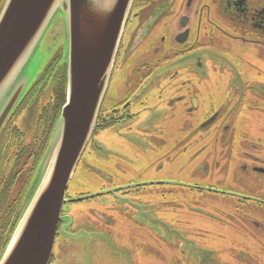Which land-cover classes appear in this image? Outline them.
Here are the masks:
<instances>
[{"label":"flooded vegetation","instance_id":"af4514ba","mask_svg":"<svg viewBox=\"0 0 264 264\" xmlns=\"http://www.w3.org/2000/svg\"><path fill=\"white\" fill-rule=\"evenodd\" d=\"M3 3L0 0V12ZM52 73L51 66L45 70L10 119L22 112L19 125L11 131L7 124L0 137V260L31 197L45 153L43 146L33 159L30 143L14 145L11 140L23 141L28 135L26 125L34 123L36 128L41 121L42 112L35 121L30 108L53 80ZM54 82L53 99L61 112L66 103V73ZM261 118L264 0H135L96 131L66 194L56 235L61 246L58 263L104 264V258L112 264L115 256L122 264H147L148 245V258L156 257L154 264H264V210H161L149 189L174 186L215 192L159 177L164 164L176 158L179 136L184 146L191 147L193 141L208 143L210 134L226 139L223 145L235 143L236 153H242L240 164L228 163L225 170L229 164L236 165L248 181L264 183ZM112 131L144 150L126 158V167L118 175L127 170L151 181L131 179L124 185L95 160L97 153L104 160L103 154L118 159L120 153L102 146L103 134ZM7 165L11 167L6 172ZM204 165L200 170L205 174L210 165ZM105 182L112 185L104 187ZM91 187L93 191L85 192ZM169 190L177 194L174 188ZM162 211H171L170 219ZM215 247L218 255L210 250ZM54 261L55 255L51 264Z\"/></svg>","mask_w":264,"mask_h":264},{"label":"water","instance_id":"95a60500","mask_svg":"<svg viewBox=\"0 0 264 264\" xmlns=\"http://www.w3.org/2000/svg\"><path fill=\"white\" fill-rule=\"evenodd\" d=\"M134 2L5 0L0 12V137L39 79L30 73L32 59L57 16L65 37L67 90L33 192L0 264H51L67 190L97 127Z\"/></svg>","mask_w":264,"mask_h":264},{"label":"rangeland","instance_id":"374dc122","mask_svg":"<svg viewBox=\"0 0 264 264\" xmlns=\"http://www.w3.org/2000/svg\"><path fill=\"white\" fill-rule=\"evenodd\" d=\"M2 7H1V10H2ZM58 18H59L58 16L55 18L52 26L50 27L49 31L47 32L45 36L47 38L41 42L40 47L37 49L32 59L31 69H30V73L33 75L32 77L39 76V79H40L41 75L45 72V70H47V68H49L50 66L53 68V73L50 76V81L52 79L53 80L49 83V85H45L41 95L40 96L37 95L36 102L30 108L31 110L30 112L34 116L33 119H35V121L38 119L40 113L42 112L41 114L42 122L40 121L36 128H35L34 123H28L26 125V130L28 131V135L25 136L24 134L23 141H21V139L11 140V143L14 145L20 144L21 142L30 143L31 157H33V159L34 157H36L37 153L41 150L43 146H45L44 150L46 152L49 144L51 143V140L53 137L52 133H54L55 131L57 120L61 115L60 110L58 109L59 111L57 112V107H55L58 100L53 99L54 92H52V88H54V85L56 83L54 82V80L57 78V76H59L60 74L62 75L63 72H65L64 63L66 62V54H65L66 45H65L64 31H63V27H61L62 22ZM64 45H65V49H64ZM223 45L225 46V44ZM225 51H228V50L225 49ZM38 80L33 86V88L38 83ZM193 84L196 85V82L194 81ZM33 88L31 90H33ZM233 99L234 97H232V100ZM200 100L204 101L203 97L200 96ZM104 102H103V105H104ZM101 110H102V107H101ZM21 114L22 112H20L17 115V119L14 118L10 121V123H8V125L10 126L9 128L10 129L12 128L11 131H13V128L15 127V125H19L20 123L19 118L21 117ZM55 117H56V121L54 124V128L52 129V133L49 134L50 132L49 129L50 127H52L53 125L52 123L54 122ZM29 120H32V119H29ZM261 120H264V119L261 118ZM177 122H178V126H180V121H177ZM231 133L232 134L236 133V129L233 130ZM182 137L184 138V135H182ZM207 138H208V143L206 142L201 143L200 141L197 143L193 141L192 146L189 147V145L184 146L181 143V138L179 136L177 139V144H178L177 148L174 150L176 158L174 159V162H166L164 164V168L160 171L162 173L161 174L159 173L160 174L159 177L161 178V180H165V179L174 180V181H181V182L191 184L194 186L208 187V188L211 187L218 192L215 191L212 193V192L198 191V190L191 189L189 187L152 186L151 188H149L153 193H155L152 199L156 200L157 203H160V205H162V207L161 208L159 207V209L161 210H187L190 207H200V208L209 207L212 210H238V208H242V209L246 208L247 210H264V183L257 182L255 180L248 181L246 176L245 177L241 176L240 169L235 168L236 165L231 166L235 162L240 164L242 159L240 160L239 157L240 156L243 157L242 153L240 155L236 153L235 143H232L229 146L223 145L226 139H223L222 137L216 134H210L208 135ZM101 139L104 142V144L102 145L104 150L112 151L115 153H120L118 159H116L117 157H108L107 155L103 154V157L104 158L106 157V160L100 158L97 155L99 153H97L96 156H94L95 153H92L93 156L95 157V160L100 161L103 167L113 174L114 176L113 179L115 181L120 182L124 185H126L125 183H128V181H130L131 179L137 182L151 181L149 177H145L139 174H131L127 170L125 173H121L120 175H118L119 170L121 169V171H123L124 168L126 167L125 166L126 164L124 163V160H126V158H129L131 154L137 157L139 154H142L144 150L139 148L137 145L132 146L131 140L121 137L116 131L105 132ZM88 145L86 149L88 148ZM204 146L207 147L205 151H204ZM169 148L170 146H166V149H169ZM185 148L187 149L186 151H184ZM164 153L165 152H163L162 154ZM207 153H208V156H207ZM83 155L81 159L83 158ZM224 162H226V164H224ZM204 163H206V165H204ZM219 163L220 165L217 166V164ZM228 163H230L231 165L229 164V168L228 169L226 168L225 170L224 165H227ZM142 165L144 164H141V166ZM203 165L205 168L208 165H210V170L208 173L206 172L204 174L202 170H200L202 169ZM10 167L11 166L9 165L4 166V170H6L7 172V170ZM141 169H143V167H141ZM183 169L184 171L183 173H181ZM165 177H170V178L167 179ZM73 178H72V181L74 180ZM81 179H82V176L79 175L78 177L75 178L74 183H76V181L78 180L77 182V185H78ZM71 183L69 187L73 186V183L72 184ZM34 184L35 182L33 183V187L35 186ZM103 185L104 187H109L112 184L111 182H105L103 183ZM169 187L174 188L177 194L169 190L170 189ZM157 188H158L159 195L156 192ZM91 191H93L92 187L85 190V192H91ZM224 193H227L228 195ZM229 194H232V195L235 194V195H238L239 197H243V198H246L252 201H243L239 197L232 196ZM180 195L183 196L180 198L182 199L181 200L182 202L177 200V198H179ZM176 200L177 202H175ZM88 201H84V203ZM169 203L171 204L168 205ZM162 212H164L165 214L164 213L163 214L167 215L166 217L170 219L169 215L171 211H162ZM121 217H125V216L121 215ZM118 218H119L118 221L120 222L121 221L120 215L118 216ZM148 247L149 246L147 245V250H146L147 254H146L145 262L147 264H154L153 261L155 260L156 257L152 258L153 256H150L151 258H148V251L151 252V250ZM151 248H153V246ZM54 250H55L54 251L55 261L52 264H59L58 262L61 260V257H60L61 246H60L59 240H57L56 247ZM130 250L132 252V249ZM210 250H212L216 255H218L217 247L210 248ZM54 255H53V258H54ZM103 260H104V264H110L109 262H107V259L103 258ZM119 260L120 259H117L114 256L112 264H122L121 261Z\"/></svg>","mask_w":264,"mask_h":264}]
</instances>
